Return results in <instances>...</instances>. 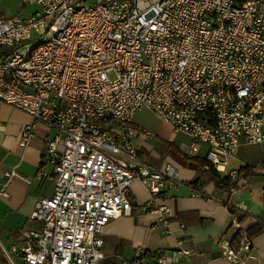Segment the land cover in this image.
<instances>
[{
	"label": "built area",
	"instance_id": "built-area-1",
	"mask_svg": "<svg viewBox=\"0 0 264 264\" xmlns=\"http://www.w3.org/2000/svg\"><path fill=\"white\" fill-rule=\"evenodd\" d=\"M25 1L39 7L27 19L0 10V102L31 118L19 146L37 122L55 130L45 150L52 170L36 174L52 192L30 214L40 231H23L20 245L0 240L7 264H104V227L130 213L133 183L147 205L185 185L173 164L145 158V138L156 135L134 122L139 110L185 136L184 154L242 186L227 167L239 146L264 142V2ZM192 191L201 195L198 180ZM229 224L220 264L255 260L245 227L235 216ZM188 253L138 247L121 264H176Z\"/></svg>",
	"mask_w": 264,
	"mask_h": 264
},
{
	"label": "crops",
	"instance_id": "crops-1",
	"mask_svg": "<svg viewBox=\"0 0 264 264\" xmlns=\"http://www.w3.org/2000/svg\"><path fill=\"white\" fill-rule=\"evenodd\" d=\"M29 122L31 118L26 112L0 102V240L7 246L22 244L23 231L42 229V221L32 219L30 214L37 200L52 192L51 180L37 179L36 174L41 167L52 170L51 165L45 163V150L46 140L55 130L37 122L26 146L21 147L18 140L23 126ZM163 126L172 136L176 134L169 126ZM165 141L173 142L172 137L163 139L156 135L155 143L159 148L175 153L164 147ZM145 142L141 150L145 151L147 161L155 167L162 161L170 162L186 183L177 189L165 190L151 205H147L149 193L144 186L140 182L133 183L130 213L110 220L104 227L103 263L121 264L123 260H132L136 248L142 247L151 255L171 249L189 251L180 255L176 264H220L218 241L225 233L231 235L230 216H235L238 221L241 218L239 222L245 229L257 224L262 227L260 233L251 237L256 259L245 264H264V142L238 147L227 168L239 170L248 165L250 173L242 186H236L229 179L232 183L229 187L219 185L214 172L199 168L192 159L176 153V163L169 158L161 159L148 139L145 138ZM173 143L180 150L185 142ZM11 171L16 175L6 176ZM217 174L225 176L221 172ZM197 180L201 195H193L192 187ZM163 207L168 210L161 209ZM0 264H4L1 256Z\"/></svg>",
	"mask_w": 264,
	"mask_h": 264
},
{
	"label": "rangeland",
	"instance_id": "rangeland-1",
	"mask_svg": "<svg viewBox=\"0 0 264 264\" xmlns=\"http://www.w3.org/2000/svg\"><path fill=\"white\" fill-rule=\"evenodd\" d=\"M0 10L5 16H18L21 19H27L34 15V13L39 10V7L30 2H26L25 0H0ZM134 122L148 130L149 132L157 135L160 138L166 139L172 137L173 142L179 144L180 142H186L183 136L170 133V131L163 126V124L154 117L148 110H139L136 112L134 118ZM156 142V138H152L148 140V144L152 145L155 151L157 152L158 157L161 159L169 160L173 163L178 162L175 158H177L175 153L163 151L158 147ZM151 146V147H152ZM143 152H145L143 150ZM179 155L185 159L189 158L184 152L180 149ZM174 157V158H173ZM16 263H19V260L15 259ZM3 263L7 264L3 259Z\"/></svg>",
	"mask_w": 264,
	"mask_h": 264
},
{
	"label": "trees",
	"instance_id": "trees-1",
	"mask_svg": "<svg viewBox=\"0 0 264 264\" xmlns=\"http://www.w3.org/2000/svg\"><path fill=\"white\" fill-rule=\"evenodd\" d=\"M164 147L165 148H170L172 151H174L176 154L179 155V152L180 150L178 149V147L173 143V142H168V141H165L163 143ZM187 159H192V161H194L196 163V165L201 168V169H205V170H208V171H211V172H214V175L217 177L218 179V184L219 185H223L225 187H229L232 183L230 182L229 178L227 176H220L217 174V172L209 167V168H205V160L204 159H198V158H187ZM250 166H244V167H241L239 169V175L241 177H245L246 175H248L250 173ZM230 212H233L230 210ZM239 221H241V218H239ZM262 230V227L260 225H254L248 229H246V232L249 236L253 237L255 236L256 234L260 233Z\"/></svg>",
	"mask_w": 264,
	"mask_h": 264
}]
</instances>
